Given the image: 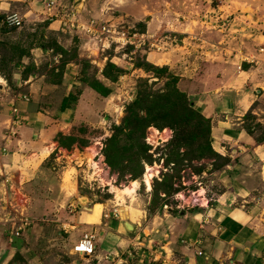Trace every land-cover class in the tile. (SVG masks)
I'll return each mask as SVG.
<instances>
[{
  "label": "crops",
  "instance_id": "1",
  "mask_svg": "<svg viewBox=\"0 0 264 264\" xmlns=\"http://www.w3.org/2000/svg\"><path fill=\"white\" fill-rule=\"evenodd\" d=\"M50 1L0 0V40L4 18L12 12L21 13L26 23L37 25L53 35L50 45H46L48 37H45L43 44L34 45L32 57L27 54L14 63L15 92L19 96L30 95V101L12 102L24 120L18 135L6 141L7 132L4 134L0 129V191L3 193L7 187L14 194L9 198L15 208L16 195L20 192L26 198L27 206L17 211L30 217L34 225L16 238L11 228L9 230L0 222V264H42L40 255L33 250L42 243L41 239H47L52 246L57 245L51 238L57 237L56 228L47 223L53 217L58 218L54 221L64 224H67L65 219L75 221L73 228L83 229L84 234H95L96 252L89 258H94L97 264H127L124 253L128 248L132 249L131 245H141L125 234L131 214L125 208L120 212L116 206L107 211L101 203L89 208L93 196L89 191L88 170L92 166L89 149L96 147V158L99 157L104 138L109 133L105 120L99 115V106L103 107L104 101L99 93L83 84L76 72L79 65L75 60L64 62L67 68L63 69L62 77L53 81L52 72L56 65L52 61L60 63L64 54L54 51L53 46L70 52L75 40L69 36L70 31L64 28L60 18L50 17L47 9ZM54 1L56 7H66L64 1ZM78 2L84 9L93 10L88 11V15L99 13V0H75L74 6L78 7ZM168 4L173 2L168 1ZM211 8L214 12L220 11L219 14L221 11L229 13L235 25L246 26L233 31L243 33L239 35L243 38L242 45L234 47L231 45L233 40L228 42L231 43L228 47L223 45L225 38L223 31L219 30L213 33L220 39L213 43V49L185 50L188 38L182 37L183 40L178 41L179 50L163 40L161 45H171L164 52L152 49L142 51V55L154 65L170 68L179 77V89L200 113L210 119L213 150L227 159L226 165L211 175H219L222 182L229 183L227 189L214 196L215 204L203 195L206 204L186 216L178 234L180 241L166 234L168 239L160 247V253L157 250L148 253L149 256L143 257L139 264H264V193H254L256 185L264 186V171L259 172L258 166V160H264V0H223ZM199 22L207 23L198 19ZM174 26L172 19L161 15L152 19L145 30L156 35L161 28L173 29ZM42 67H49L51 77L49 72H41ZM136 71L142 72L140 69ZM0 79L5 82L1 75ZM4 85L1 84L0 89ZM77 90L80 92L78 100L62 109L63 101ZM53 98H59V103L53 105ZM249 114L250 119L246 117ZM79 127L87 128L90 133L94 130L99 133L96 136L83 135L78 132ZM59 135L76 139L70 150L61 146ZM4 148L8 150L5 155L2 154ZM261 168L263 170L264 166ZM68 171H72L70 185L63 177ZM82 172L83 177H78ZM201 191L207 193L205 189ZM85 199L88 203L83 205ZM2 200L8 201V198L2 197ZM66 203L81 212L68 217L63 210ZM115 208L119 211V218L114 215ZM199 251L203 256L198 255ZM19 255L23 257L20 261L15 258ZM138 255L143 256L142 253Z\"/></svg>",
  "mask_w": 264,
  "mask_h": 264
},
{
  "label": "rangeland",
  "instance_id": "2",
  "mask_svg": "<svg viewBox=\"0 0 264 264\" xmlns=\"http://www.w3.org/2000/svg\"><path fill=\"white\" fill-rule=\"evenodd\" d=\"M62 1H64V6H66L64 9L66 11L74 7V9L79 12L83 20L89 21L92 18L111 20L112 25L114 24L124 30L133 29L137 32H147L145 27L150 21H152V19H158L161 17V15H163V18L165 17L172 19L173 23H175V26L172 27L173 29L161 28L156 35L151 34L154 36L153 41L159 45L160 49L157 51L155 48H153V50L159 53L164 52L166 48L171 46L165 44L161 45L163 40H167V42L172 44V47L174 46L176 50H179L180 43L178 41H182V37L188 38L184 45L186 46L185 50L189 49L191 51H202L204 48L213 49V43H216L220 40L219 36L213 35V33L218 32L219 30L223 31V36L225 38V40H223V45L228 47L229 44H231L228 42L233 40L231 45L234 44L233 46L236 47V45H242L243 38L242 36L239 37V35H242L243 33L237 34L233 33V31H240L242 27H246L244 24L240 25V27L235 25L229 13L224 11H221V14H219L220 11L214 12L211 6H217L221 4L223 0H99V2H97L99 13L92 12L89 15L88 11H93L91 8H89V10L88 7L87 9H84L82 5H79V2L76 4L78 7H76L74 6L75 0ZM86 1L88 2V0ZM168 1H172L173 4H168ZM187 3L191 6L190 8H188L189 5ZM224 14L225 17H222ZM148 18H150V20H147ZM198 19L207 23L204 25L201 24V22L198 23ZM145 22L148 23L145 24ZM36 26L29 25L28 22L26 23V21L22 28L10 30L4 25L1 26L0 75L3 77V79H5V82L0 79V85H5L4 88L0 89V129L4 134L5 132L8 133V128L12 125L14 119V110L17 105L13 107V104L16 103L17 100L23 102L30 101V95H28L29 101H25L23 98L27 95L22 94L19 96V93L15 92L13 87L14 71L16 70L14 63L21 60L23 53L32 57L34 45L40 43L43 44L42 42L45 40V37H48V40H46V45H50V41L53 39V35L51 33H46L47 31H45L43 28L39 29ZM69 31L70 30H68V32ZM76 32L77 31L72 30L68 33L69 36L75 40V44L72 48H70V52L63 54V57L59 60L60 63L52 61V64L56 65L54 71L52 72L53 81H57L62 77L63 69L67 68L65 67L64 62L75 60L79 65L76 72L80 74L81 80L87 78L90 81L94 80V78H97L102 80L105 85L111 88L112 94L110 96H99L102 101H104L103 107L102 105L99 106V115H102L101 117H103L105 120L107 124L106 128L108 129L109 133L106 135V138H104L105 140L103 141V147L100 156L95 158V161H99L102 157L105 170L107 169L111 178L115 177L114 185L116 187L123 188L126 185H130L129 182L133 181L131 178V172L136 169L137 163L131 162L126 158L121 159V161H116V164L119 166L118 169H113L110 167L105 161L106 158L103 152L104 148L107 147L106 142L108 139L113 137L115 132L114 128L116 126L122 125L123 119L126 116L128 105L136 101L140 91L145 92L146 89V91L150 93L152 92L154 95L159 91L165 90V84H167L169 79L167 76H163L160 78V80H158L156 78L157 75L155 72H147V62L151 65L152 63L147 61L146 57L142 55L143 53L140 50L134 51V48L132 47L128 48L127 51L128 53L134 51V54L130 57H124L123 51H109L104 55L98 56L91 54V52H88L87 49L84 48V36L82 34L76 35ZM233 37L235 39H233ZM204 39H207L209 42H204ZM146 51H149L148 47H146ZM196 54L198 53H195V55ZM80 55H82V57H80ZM106 57H108L107 60H105ZM115 57L119 58L114 59ZM111 59H114V62H112ZM108 62H112L111 64L118 68L120 72L122 70V73L119 75L118 79L113 80L114 77H116V75L113 73L116 72L112 71L113 73L108 77L107 80L105 69L109 64ZM137 63H146L140 69L142 72H134V70L137 69ZM155 66L163 68L161 65ZM57 68L59 69L58 73L55 72ZM49 70V67H42L41 72H49ZM168 70L170 73H173L170 68H168ZM32 71L33 69H31V72ZM173 74L175 75V73ZM48 75L51 77V71L48 73ZM142 80H150L149 86L151 87H145V85H141V83H143ZM178 83L177 88L179 89ZM171 88L172 87H168V90ZM71 94L74 95L72 96L71 102L68 104V106L76 102V97L79 96V90L75 91V93L72 92ZM188 99L190 100L189 97ZM52 101L53 105H55V103L58 104L60 100L59 98H53ZM190 102L192 101L190 100ZM17 114L21 120L17 129L18 134L19 128H21L24 124V120L21 119L22 116L20 117L19 109ZM177 122L180 125L182 124L180 120H177ZM249 124L253 123L249 121ZM167 131L169 132V138H167L166 141L163 139L159 140L157 133L162 135ZM78 132L82 133L83 135L90 133L85 127H79ZM98 133L99 132L94 130L93 133H90V135L96 136ZM191 134V131H187L188 136H191ZM259 134H262V132L259 131ZM175 135V130L170 127H148L145 134V143L149 147V154L151 157L148 158L147 162L143 161L144 171L142 176L137 179L140 185L136 194H134L133 197H126V201H121L116 198L115 194L112 192V188L110 186H106L105 183L101 181V177L95 174L97 170L95 168L93 169V166H91L88 170L91 182L89 183V191L93 195L91 197L92 200L89 208H92L96 203H101L103 205V209L105 208L107 211L116 206L118 209H120V212L121 208H125L131 214V217L127 219V222L131 224L132 228L130 230L125 228V234L135 240L136 243H141V245H131L133 246L131 247L132 249L128 248L124 253L123 257L127 261V264H139V261L142 260L143 257H147L148 253L151 254L155 250L160 253V247L165 244L168 239L166 234H169L170 238L174 237L177 242L181 240L178 234L181 228L184 226L183 222L185 221L186 216L190 215L192 212L195 213L194 209H198L199 211L201 206V204H187L181 195L190 198L195 194L198 195L202 189H205L207 193H203L204 198L208 197L210 199V203L215 204L213 201L214 196L219 195L224 191V189H227V184L229 182H222V180H220L221 176L219 175H211V173H213L215 170H220L222 167H224L227 163V159L216 153L217 155L211 158L200 161L196 160L194 157L200 154V146L198 144H193L189 147H185L186 144L184 141L187 139L185 136H180L181 139H184V147H181L179 151L176 150L180 153V157H178L177 155L173 154V148L177 147L169 146ZM149 139L153 140V142L148 141ZM122 143L125 145L127 143L133 142L130 140L127 141L126 136H123ZM130 148L131 149L129 153H126L127 157L132 155L133 152L135 153L137 151L136 145L134 146V143L131 144ZM112 152L114 154L115 149L114 151L112 150ZM186 155L189 157L188 160H183V158H185L184 156ZM169 159L174 160L173 162L168 163ZM90 164H92L91 161ZM258 164L259 172L262 173L264 169L262 170L261 167L264 166V160H258ZM146 165L151 167H159V173L153 179V189L151 191L148 190V187L144 183V176L146 174L147 168ZM127 166H130V169L132 170L127 172L122 171V169L126 168ZM200 168H202V172L198 173ZM256 171H258V169ZM71 175L72 171H68L65 175H63L64 181L68 185H70ZM83 175L84 174L82 172V174L78 175V177H83ZM0 177H2L1 173ZM172 184L173 187H171L170 190H167V185ZM255 188L257 189L254 191L255 194L264 193L263 185H256ZM4 191L5 193L7 192L6 195H3L4 192L2 193L0 191V222L9 227V230L11 228L12 232V227L10 223L5 221L4 214H11L12 218L16 217L17 214L19 215L18 212L24 210L27 206L25 203L26 198L20 192H18V195H16L17 199L15 208L14 204L10 202L11 198H9L10 196H14V194L10 192L7 187L4 189ZM2 197H7L8 201L2 200ZM52 203L55 204V202ZM60 203L61 202H59V204ZM87 203L88 201H83L82 204L86 205ZM58 207L60 208L61 206L58 205ZM72 209H74V212H71ZM63 210L65 214L68 215V217L76 216V214L81 212L79 208H70L68 203L63 206ZM34 219L36 220V218ZM54 220H58V218L53 217L51 220L47 221V223L54 225L56 228L58 235L56 238L55 236L51 235V238H54V242H57V245L52 246V243H47V239H41L42 246L41 244H38L35 247V249L37 247L39 248L38 251L35 249L33 250V252H36L40 255L42 264H97V261L94 258L72 253L74 247L83 238V229L79 227L73 228L72 226L76 225L75 221L71 222L65 219L67 224H64L63 222H56ZM33 225L30 226L29 229H31ZM72 234L73 237L71 236V238L70 235ZM138 248H143L142 250H144V252ZM138 253H142L143 256L140 257ZM15 258L19 261L21 258L23 259L22 255H19ZM33 264L37 263L34 262Z\"/></svg>",
  "mask_w": 264,
  "mask_h": 264
},
{
  "label": "trees",
  "instance_id": "3",
  "mask_svg": "<svg viewBox=\"0 0 264 264\" xmlns=\"http://www.w3.org/2000/svg\"><path fill=\"white\" fill-rule=\"evenodd\" d=\"M48 24V23H45ZM54 51L66 53L62 48L55 45ZM23 53L21 57H24ZM105 69V75L108 77L113 73L116 75L113 80L119 78V75L122 73V70L116 68L112 65V62H108ZM146 64V63H145ZM144 63L136 64L137 69H141ZM147 72H155L157 75L156 78L160 80L161 77L167 76L169 81L165 84V90L159 91L154 95L152 92H148L145 89V92L140 91L139 96L136 101L128 105L126 110V116L123 119V123L120 126L114 128V135L107 140V147L104 148V156L106 163L113 169H118L119 166L116 164V161L121 159H126L131 162H136L137 167L133 172H131L132 180H137L140 178L144 171V162L148 161V158L151 157L149 154V147L145 143V134L148 127L154 126L159 128L170 127L175 130V137L169 144V146H176L173 148V154L180 157L178 152L181 147H184L183 141L180 136L186 137L185 147H189L193 144H198L200 146V154L194 158L196 160H203L216 156L214 152L211 141V121L206 118L202 113H200L194 106L192 102L188 99V96L180 91L177 88V83L179 81L178 76L170 73L167 66L159 68L153 66L147 62L146 64ZM83 83H86L89 87L95 90L97 93L104 97H108L112 94L111 88L105 85L100 79L94 78V80L83 79ZM141 85L145 87L149 86L150 80H142ZM114 82V81H113ZM156 83V82H154ZM168 87H172L168 90ZM80 94V92H79ZM74 94H70L62 104V109H66L68 104L71 102V98ZM77 98V97H76ZM78 99V98H77ZM76 99V101H77ZM247 118H252L249 114ZM177 120H180L181 125L178 124ZM187 131H191V136L187 135ZM250 133V129H249ZM252 133V132H251ZM126 136L127 141L130 140L136 145L137 151L130 156H126V153H129L130 146L133 143H122V137ZM59 142L61 146L71 149L72 145L76 142V139L73 137H65L59 135ZM115 152L113 154L112 150ZM178 150V151H176ZM186 154V151H185ZM183 160H188L189 157L184 156ZM193 159V158H190ZM174 159H169L168 163L173 162ZM175 163V162H174ZM121 168V167H120ZM130 166L123 168L122 171H131ZM202 172V168L199 169L198 173ZM172 185H167V190H170ZM198 209H194V212H197Z\"/></svg>",
  "mask_w": 264,
  "mask_h": 264
},
{
  "label": "built area",
  "instance_id": "4",
  "mask_svg": "<svg viewBox=\"0 0 264 264\" xmlns=\"http://www.w3.org/2000/svg\"><path fill=\"white\" fill-rule=\"evenodd\" d=\"M56 1L52 0L47 3V9L50 11L52 18H60L62 25L67 30H75L76 35L82 34L84 37V48L88 52L95 55H104L109 51H123L124 57H130L134 54V51L140 50L146 51V47L149 51L155 48L159 51V45L153 41L154 36L147 32H137L133 29L124 30L116 25H112L111 20H104L99 18H92L89 21L81 19L76 9L71 8L65 10L64 7H56ZM55 10V13L52 11ZM25 17L19 12H12L4 18L3 25L8 29L22 28L25 25ZM134 48V51L128 53V48ZM119 57H115L117 59ZM108 57L105 58L107 60ZM114 59H111L114 62ZM132 59V58H131ZM120 60V59H119ZM110 61V60H109ZM23 100L29 101L28 96H24ZM15 107V106H14ZM18 108L15 107L14 119L12 125L8 128L6 141L12 139L17 134V129L21 122L18 117ZM148 141H152L149 139ZM7 148L2 150V154H7ZM7 191V190H6ZM7 192L3 195H6ZM16 217L12 218L11 214H4L5 221L12 224V234L15 237H20L30 226L33 225V221L25 215L23 212H18ZM114 215L119 218V211L114 209ZM96 236L92 232L85 233L80 242L75 246L74 252L76 254L92 257L96 252ZM199 256H203V252H198Z\"/></svg>",
  "mask_w": 264,
  "mask_h": 264
},
{
  "label": "bare ground",
  "instance_id": "5",
  "mask_svg": "<svg viewBox=\"0 0 264 264\" xmlns=\"http://www.w3.org/2000/svg\"><path fill=\"white\" fill-rule=\"evenodd\" d=\"M158 139L161 140L163 139L164 141L167 140V138H169V132L167 131L164 134H158ZM153 139V138H152ZM155 140V139H154ZM153 142V140H152ZM90 150V161L92 162V166L93 169L95 168L96 172L95 174L98 175L99 177H101V181L103 183H105L106 186H110L112 188V192L115 194L116 198L121 200V201H125L126 196H132L137 188L139 187V181L137 180H133L130 183V185H126L123 188H119L116 187L114 185V181H115V177L111 178L109 175V172L107 171V169L105 170L104 164H103V158L101 157L99 161H95V158L97 156L98 150L96 147H92ZM147 166V165H146ZM159 167H151V166H147L146 168V174L144 176V182L146 184V186L148 187V190H152V182L153 179L158 175L159 173ZM203 193L204 191H201L198 195L195 194L193 197L191 196L190 198H187L184 195H181V197L183 198V200L187 203V204H206V199L203 198ZM86 201V199L84 200Z\"/></svg>",
  "mask_w": 264,
  "mask_h": 264
},
{
  "label": "water",
  "instance_id": "6",
  "mask_svg": "<svg viewBox=\"0 0 264 264\" xmlns=\"http://www.w3.org/2000/svg\"><path fill=\"white\" fill-rule=\"evenodd\" d=\"M127 228L130 230L132 226L130 224H127Z\"/></svg>",
  "mask_w": 264,
  "mask_h": 264
}]
</instances>
